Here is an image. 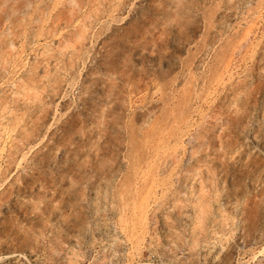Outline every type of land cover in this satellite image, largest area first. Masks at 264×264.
I'll return each instance as SVG.
<instances>
[{
	"label": "rangeland",
	"instance_id": "rangeland-1",
	"mask_svg": "<svg viewBox=\"0 0 264 264\" xmlns=\"http://www.w3.org/2000/svg\"><path fill=\"white\" fill-rule=\"evenodd\" d=\"M0 264H264V0H0Z\"/></svg>",
	"mask_w": 264,
	"mask_h": 264
}]
</instances>
